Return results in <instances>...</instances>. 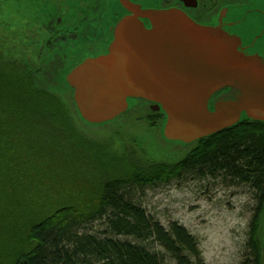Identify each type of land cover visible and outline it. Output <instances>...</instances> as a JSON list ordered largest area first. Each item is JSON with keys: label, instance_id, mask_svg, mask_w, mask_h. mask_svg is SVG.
I'll return each instance as SVG.
<instances>
[{"label": "trees", "instance_id": "1", "mask_svg": "<svg viewBox=\"0 0 264 264\" xmlns=\"http://www.w3.org/2000/svg\"><path fill=\"white\" fill-rule=\"evenodd\" d=\"M8 37H0V264H205L194 237L177 223L165 229L135 195L194 177L263 200L264 124L243 120L174 163L143 162L132 147L118 156L111 140L85 135L69 96L56 93V61L29 58L24 39ZM243 255L241 264H259L257 247Z\"/></svg>", "mask_w": 264, "mask_h": 264}, {"label": "water", "instance_id": "2", "mask_svg": "<svg viewBox=\"0 0 264 264\" xmlns=\"http://www.w3.org/2000/svg\"><path fill=\"white\" fill-rule=\"evenodd\" d=\"M121 3L129 15L115 26L103 53L73 59L81 61L71 69L49 58L58 66L56 93L69 96L82 131L83 126L99 129L123 119L132 114L136 104L131 103L139 101L163 117L157 131L162 140L185 146L243 120L264 124V60L259 54L246 53L239 38L199 25L182 12ZM54 6V0L32 3L36 18L27 28L48 26ZM224 90L235 96L211 104ZM139 112L136 121L146 114Z\"/></svg>", "mask_w": 264, "mask_h": 264}, {"label": "rangeland", "instance_id": "3", "mask_svg": "<svg viewBox=\"0 0 264 264\" xmlns=\"http://www.w3.org/2000/svg\"><path fill=\"white\" fill-rule=\"evenodd\" d=\"M37 1L0 0V37H24L26 27L31 26L36 18V11L30 9V5ZM18 44L20 42L12 43L5 47V51ZM80 61L62 59L63 69L74 68ZM131 104L137 105L136 102ZM131 112L104 128L83 126V132L88 138L102 140V143L108 142L118 132L110 143L113 154L121 156L127 148L132 147L146 163L177 162L193 147L162 140L156 130L137 122L136 113ZM51 175L48 176L49 181L54 180L56 173ZM250 199L245 186L226 188L222 182L194 177H184L135 195V201L146 214L165 229L177 223L194 237L205 264H241L250 220V213L246 209L254 206ZM157 250L166 256L161 249ZM164 264L175 263L165 257Z\"/></svg>", "mask_w": 264, "mask_h": 264}, {"label": "flooded vegetation", "instance_id": "4", "mask_svg": "<svg viewBox=\"0 0 264 264\" xmlns=\"http://www.w3.org/2000/svg\"><path fill=\"white\" fill-rule=\"evenodd\" d=\"M153 10H176L195 23L214 27L240 39L246 53L259 54L264 60V0H128ZM48 26L26 27L24 46L32 59H85L103 53L112 39L115 26L129 15L121 0H54ZM148 25V21L144 20ZM231 91L216 94L212 103L234 97ZM140 110L154 130L159 131L163 117L151 112L150 104L138 102L132 111ZM143 114V113H142ZM159 133V132H158ZM251 200V199H250ZM255 201V202H254ZM246 209L250 213L246 246L258 248L259 264H264V198ZM263 219L262 235L254 238L258 217ZM254 238V239H253ZM255 242V244H254Z\"/></svg>", "mask_w": 264, "mask_h": 264}]
</instances>
